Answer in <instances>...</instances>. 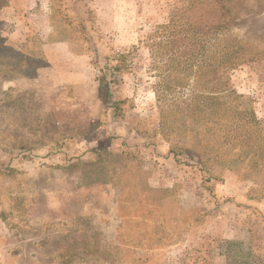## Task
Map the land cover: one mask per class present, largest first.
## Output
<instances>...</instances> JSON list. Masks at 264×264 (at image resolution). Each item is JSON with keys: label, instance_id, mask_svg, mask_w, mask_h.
<instances>
[{"label": "rangeland", "instance_id": "rangeland-1", "mask_svg": "<svg viewBox=\"0 0 264 264\" xmlns=\"http://www.w3.org/2000/svg\"><path fill=\"white\" fill-rule=\"evenodd\" d=\"M190 1H0V264H225L233 242L264 264V0H221L261 56L213 117L191 98L214 59L198 78L167 50ZM44 7L76 73L47 62Z\"/></svg>", "mask_w": 264, "mask_h": 264}, {"label": "trees", "instance_id": "trees-1", "mask_svg": "<svg viewBox=\"0 0 264 264\" xmlns=\"http://www.w3.org/2000/svg\"><path fill=\"white\" fill-rule=\"evenodd\" d=\"M3 4L2 6H5V3ZM180 22L181 25L177 29L168 30V55L177 62V65L188 66L190 70H193L194 77L200 78L202 75L204 77L206 71L210 77L212 76V79L206 82L210 86L209 92L200 96L193 94L191 99L196 101L192 107L193 113L200 115L206 113L207 116L213 117L220 112L222 103L219 100L233 94L228 87V79L225 75L243 64L258 60L261 55L248 45L238 44L234 39L226 36L233 27V20L221 0H191L187 10L181 13ZM222 35H225V38ZM208 58L214 59L213 65L208 66V70L202 72V64L204 65V60ZM120 69L121 67L105 64V74L101 76L98 91L103 92L104 88L105 93H103L107 99H110L111 93L110 83L105 80L106 73ZM159 86L168 88L169 84L165 85L163 80ZM199 99H202L203 103L207 102L208 105L206 104L205 107L199 105ZM115 104L113 101L111 105L114 109ZM255 124L258 123L255 122ZM247 138V144L251 146L250 149L254 152V156L262 148L260 146L262 142L256 141L253 137ZM232 246L236 244L229 243L225 251V264H254L258 261L256 253L252 250L244 254H236Z\"/></svg>", "mask_w": 264, "mask_h": 264}, {"label": "crops", "instance_id": "crops-1", "mask_svg": "<svg viewBox=\"0 0 264 264\" xmlns=\"http://www.w3.org/2000/svg\"><path fill=\"white\" fill-rule=\"evenodd\" d=\"M44 5L46 6V4ZM45 11L46 8L44 7V9H42V11L40 12L41 15H39L38 17L40 18L39 19L40 22L43 24L42 28H45L44 30L42 29L41 31H39V34L41 36L44 35L47 40L45 44L42 45L43 50L45 52V56L47 58V62L50 64L69 63L71 64V67L68 72L76 73L78 70L77 65L78 64L84 65V61L85 58H87V56H80L77 53H74L73 48L75 47V44L70 40H64V41L54 40L53 37L55 36L56 31L50 24H48L49 17H46L45 24L47 23V25L46 27L44 26ZM36 34H38V32H36ZM71 76L70 78H72Z\"/></svg>", "mask_w": 264, "mask_h": 264}]
</instances>
